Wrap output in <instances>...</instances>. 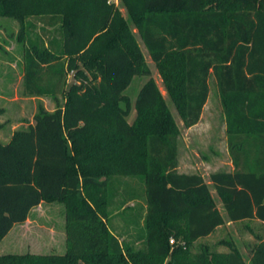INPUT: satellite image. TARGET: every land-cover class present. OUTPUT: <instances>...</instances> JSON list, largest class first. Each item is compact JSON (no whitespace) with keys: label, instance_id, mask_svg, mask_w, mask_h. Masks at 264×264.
Returning a JSON list of instances; mask_svg holds the SVG:
<instances>
[{"label":"trees","instance_id":"16d2710c","mask_svg":"<svg viewBox=\"0 0 264 264\" xmlns=\"http://www.w3.org/2000/svg\"><path fill=\"white\" fill-rule=\"evenodd\" d=\"M120 2L127 20L113 0H0V17L20 26L24 94L58 105L39 106L27 129L0 141V244L46 202L64 204L66 233L64 255L0 264H264V0ZM132 27L186 129L200 122L215 79L235 170L209 182L230 223L260 224L248 259L232 243L224 253L196 248L226 221L204 177L178 170L181 131ZM135 77L149 80L130 124ZM117 175L146 187L147 251L128 261L114 254L107 224V178Z\"/></svg>","mask_w":264,"mask_h":264},{"label":"rangeland","instance_id":"374dc122","mask_svg":"<svg viewBox=\"0 0 264 264\" xmlns=\"http://www.w3.org/2000/svg\"><path fill=\"white\" fill-rule=\"evenodd\" d=\"M119 8L124 19L128 15L120 0H113ZM37 24V29L47 38L48 34L42 32V25L31 19L28 24ZM37 30V31H38ZM52 31V30H50ZM140 47L152 71V78L156 81L162 94L167 100L171 112L181 131L179 140V162L181 171L189 174H201L210 185L213 198L224 217L226 224L213 236L197 243L196 248L208 246L213 251L228 252L227 243L236 246L245 259L249 258L252 245L256 242L251 229L255 233L260 230V224L254 223L247 227L246 223L232 224L223 207V201L215 192L209 182L210 175L216 172L229 171V155L226 147V122L223 106L219 98L215 79H210V98L203 112L202 126L191 135L179 117L173 103L168 98L158 71L144 47L138 30L132 27ZM20 26L11 18L0 17V141L8 142L12 135L19 130L27 129L32 123L39 106L48 112L56 111L58 105L51 98H31L24 94V52L23 42L19 40ZM148 77H135L130 87L125 91L132 102V111L128 122L132 124L137 112L135 103L139 92ZM75 83L74 74L68 78V86ZM65 100L60 98V106ZM195 133V134H194ZM193 135V136H192ZM194 135L201 140H194L193 151L190 154L186 148V141ZM219 152V155L214 152ZM221 153V155H220ZM108 182V220L107 224L113 235L112 250L115 255L123 256L127 261L130 255L137 258L147 251L149 228L147 223L146 187L143 177L140 176H110ZM28 232L38 233L40 242L34 247L30 238L23 242L17 232L10 234L0 245V256L7 254H40L64 255L66 253L65 233V207L60 202L44 203L43 207L31 215V225ZM25 243V244H24ZM173 248H185L182 242L170 241ZM144 264V258H140ZM134 264V262H132Z\"/></svg>","mask_w":264,"mask_h":264},{"label":"crops","instance_id":"0c3cea01","mask_svg":"<svg viewBox=\"0 0 264 264\" xmlns=\"http://www.w3.org/2000/svg\"><path fill=\"white\" fill-rule=\"evenodd\" d=\"M215 84H216V82H215ZM209 101V100H208ZM208 104V103H207ZM207 106V105H206ZM206 108V107H205ZM205 110V109H204ZM202 123H203V115H202V118H201V120H200V122L196 125V126H194V127H192V128H190V129H187V131H188V133H187V135L189 136V135H191L195 130H198L201 126H202ZM195 134V133H194ZM193 136V135H192ZM189 141H186V148H187V151H188V153H190V154H192V153H194V151H193V145H194V140H201V138H200V136H197V135H194V137L192 138H189L188 139ZM9 142V141H8ZM7 143V142H6ZM224 150L227 152V154L229 155V171L228 172H233L234 170H235V167H234V165H233V161H232V158H231V156H230V152H229V145H228V137H227V139H226V147L224 148ZM216 155L218 154L219 155V152H217V151H215L214 152ZM220 155H221V153H220ZM179 172L180 173H185V174H189V173H187V172H184V171H181V166H180V162H179ZM43 207V204L42 205H40L39 207H37V208H35V209H33L32 211H31V213H30V215H29V218H28V220L25 222V223H23V224H19V225H16L12 230H11V232L6 236V238L10 235V234H12L13 232H17L16 234H17V236H19L20 238H21V240L23 241V242H26L25 240H23L24 238H30L31 240H32V242H33V246L34 247H37L38 246V244H39V242H40V235L38 234V233H32L31 231L30 232H28V230H30V225H31V215L33 214V212H35L36 210H39V209H41ZM5 238V239H6ZM4 239V240H5ZM3 240V241H4ZM3 241L1 242V244L3 243ZM0 244V245H1ZM25 244V243H24ZM27 254H32V253H27ZM7 255H24V254H7ZM36 255H40V254H36Z\"/></svg>","mask_w":264,"mask_h":264}]
</instances>
